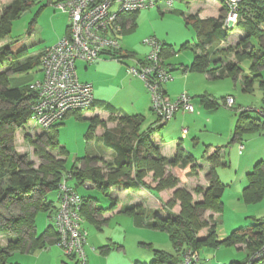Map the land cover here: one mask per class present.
<instances>
[{
  "label": "rangeland",
  "instance_id": "rangeland-1",
  "mask_svg": "<svg viewBox=\"0 0 264 264\" xmlns=\"http://www.w3.org/2000/svg\"><path fill=\"white\" fill-rule=\"evenodd\" d=\"M14 1L16 0H0V19L4 10ZM57 1L34 0L22 13L21 17L13 22L10 36L21 39L23 44L25 43V48L27 44L29 46L26 48L28 51L21 55L22 57L32 56L55 44L54 41L58 38L60 31L64 29L65 22H69L67 13L56 7ZM225 12V8L219 0H181L174 2L172 5L159 3L156 6L140 10L134 18L135 27L126 31L120 37L121 49L129 55L123 58L124 62L109 58L108 60L103 59L108 63H104L103 60L94 63L79 60L77 63V73L80 80L89 77V74L95 70L96 73L93 74L94 79L97 81V85H95L103 90L100 95V91L96 89V99L104 100L115 106H124L130 113H134L132 107L130 108L132 102L130 82L132 78L137 76L129 73V67L137 66L136 60L144 59L151 51L152 47L146 43L147 39L155 38L160 43L174 49L175 53L165 59L169 70L171 65L176 66V70L171 72L174 78L165 84L169 97L175 99L179 94L185 92L191 94L194 97L196 111L186 113V116L178 113L172 120L170 119L162 124L157 120L158 115L152 109V96L146 87L147 89L145 88L144 91L149 101L144 102L142 109H139L141 112L136 113L144 114L141 128H153L155 135L162 137L166 143V148H171L175 141L183 138L182 143L186 151L200 162L206 161V150L212 151L218 147L222 148V152H224L223 159L227 162V165L219 164L216 167L217 176L224 185L223 210L216 217V236L219 240L229 237L235 229H248L251 224L256 222V219L264 220V197L253 203H246L243 197L244 187L248 184V172L253 170L254 165L259 161L264 165V128L260 126L245 130L240 138L234 139L239 118V113L236 111L240 107L249 108L247 113L251 117L259 118L260 123L264 122L259 111L264 109V47L260 46L258 39L252 37L250 44L258 55L259 61L255 64V57L252 56H246L238 60L235 52L236 49H240V41L245 32L241 25L236 24L232 30H229V36L220 42L215 51L210 53L209 49L211 48H209L205 52L206 54L209 53L211 59L212 57L219 58L213 60L214 64L218 60H223L219 63L224 67L228 60L238 61L241 68L240 75L236 78L231 74L210 77L206 72L191 69L183 71V66L191 64L196 52L200 51L197 48L199 41L197 26L188 21V16L192 13L197 16L219 17L225 15ZM33 19L36 20L31 31L33 34L30 35L29 29ZM11 37L10 39L6 37L7 39L0 40L1 49L12 41ZM262 40L264 42V38ZM10 60L11 55L7 57V62ZM101 63V67L97 70V65ZM86 65H88L87 68ZM219 71L220 69H215L216 73ZM141 81L143 84L145 83L144 80L141 79ZM186 82H188L189 89L185 88ZM203 95H209L211 99L218 102L219 106L216 105L213 109L205 106L201 100ZM228 96L234 97V108L227 107L224 104ZM89 112H91L90 109L82 110L84 116ZM107 115H110L108 117L110 123L108 120L96 116V120L100 121L95 125L100 126L104 131L101 134L102 141L107 130L120 128L123 124L117 116L109 112ZM90 122L91 120L88 118H80L72 114L57 127L59 143L69 151L66 162L68 169L73 167L76 157L87 154L88 140L86 139V133L89 130ZM110 125L111 127H109ZM184 128L187 129L188 133L186 137H182ZM40 129L42 128L35 126L30 121L23 129L17 131L15 137L17 152L21 156L25 155V159L32 162L35 167H38L45 159L36 153L35 145L28 138L45 146L53 155L58 157L59 154L58 149H49L48 145H45L47 131ZM27 135H29L28 138H26ZM102 141L97 144L101 146H98V153L96 156H92L94 157L93 162H89L88 165L91 168L100 170L107 178L113 172V167H111L113 158L105 150H102ZM242 143L244 144L243 148H241ZM94 145L97 146L92 141V149ZM179 165H166L167 174H171L177 180L174 187L158 190L159 180L154 178V173L148 172L144 176L142 181L147 183L148 186L142 185V188L155 189L159 192L164 191L165 199L160 202L159 206H152V208L142 204L135 205L134 208L142 212L140 214L129 215L119 210L112 212L113 209H110L112 199L108 197L109 195L96 188H78L81 194L96 196L98 205L104 206L105 212H111L104 221H91L85 217L83 219L82 227L87 232L84 244L87 264H135L136 262L151 264L155 259L156 249L169 254L176 253L169 233L164 230L153 229L146 225L143 220L145 216L155 218L157 212H160V216L166 215V218L171 216V212H180V201L176 200L173 206L169 204L174 199L175 190L179 188L188 190L192 194L194 202L203 201L209 183L201 174V169L199 170L197 167L194 169L193 166L185 169L175 167ZM79 167L80 170H84L85 165L79 163ZM132 177H135V174H132ZM85 180H83L84 184ZM70 183L76 184L74 180H70ZM57 191L50 192L48 198L57 200ZM135 196L131 192L129 197H121V204H131L130 200L136 199ZM18 212L19 205L16 202L12 203L9 208L6 207L5 203L0 205V219ZM199 213L202 219L208 221V225L202 227L198 233V237L205 238L209 234L211 222L208 218L212 212L211 210L200 209ZM54 214L56 213L50 212L49 214L45 210L38 213L37 231L40 234L48 226H54ZM10 233H13V231H10ZM9 236V234L0 236L2 245L8 243ZM58 245H49L47 248L34 252L15 251L10 257V261L21 264H75L78 258L68 256ZM239 245L241 248H239ZM200 254L201 259L196 264H230L232 261L245 260L250 254V249L244 243L229 246L221 244L217 248L202 247ZM258 255L262 254L258 253ZM260 257H254V261ZM256 264H264V261L261 260Z\"/></svg>",
  "mask_w": 264,
  "mask_h": 264
},
{
  "label": "trees",
  "instance_id": "trees-1",
  "mask_svg": "<svg viewBox=\"0 0 264 264\" xmlns=\"http://www.w3.org/2000/svg\"><path fill=\"white\" fill-rule=\"evenodd\" d=\"M33 1L16 0L4 10L0 19V40L11 35L13 22L21 17ZM138 12L123 15L124 19L128 16L133 19L131 28L135 27L134 18ZM239 13L240 20L238 24L243 27L245 35L240 41V49H236L235 56L238 60L246 56L255 57L256 64L259 57L254 52L250 39L255 37L259 40L260 46L264 47L262 40L264 38V0H242ZM224 17L225 15L206 18H200L195 14L188 16V21L197 26L199 40L197 48L200 50L196 52L194 61L189 66L191 70L210 72L213 77L216 75L224 76L225 74L237 77L241 74L238 61L232 60L226 61L225 67L220 65L221 69L217 74L215 69L219 68V61L223 60L216 61L215 67H211L213 60L219 58L212 57L211 59L209 53L206 54L205 52L209 48H211L209 49L210 53L215 51L220 42L229 36V30L233 29L224 27ZM35 20H32L29 32L32 31ZM23 47L24 44L21 39H15L7 43L2 49L0 48V205L5 203L7 208L14 202L19 205L18 213L0 219V236L2 234L10 235L6 245H2L0 242V264H21L10 261V257L15 251L34 252L46 248L48 244L58 242L59 233L55 223L54 226H48L40 234L37 231V216L41 210L48 211L49 214L50 212L56 213L59 205L60 184L66 173L72 172L71 180H74L76 184L71 185L76 190L84 184L83 180L86 179L91 180L96 188L108 195L112 186L120 185L135 190L142 185L148 186L147 183L142 181L148 172H153L154 178L159 180L158 190L174 187L177 180L171 174H167L166 165L180 164L186 167L189 163L195 161L192 155L185 156L181 143L178 145L177 154L174 158L164 157L160 152V147L150 139V134L154 131L153 128H141L143 118L139 115H125L120 118L123 123L122 126L114 130H107L103 137L104 144L115 153L111 166L113 172L111 171L112 173L107 178L100 170L91 168L88 165L94 158L89 155L77 157L73 167L68 169L66 162L69 151L59 143L57 127L69 115L75 114L77 117H83L82 110H74L46 132L47 142H45V145L47 144L49 149H58V157L48 151L45 146L28 138L29 135L26 136L35 145L36 153L45 159L38 167H35L32 162L25 159V155H19L16 150L15 137L17 131L23 129L30 122L31 104L37 96L30 88V84L36 79L29 85L12 87L9 78L11 73L29 74L39 69L43 72L42 56L46 48L25 62L19 60L7 62V57L12 55L13 51L23 49ZM171 50V47H167L162 43L164 59L169 56ZM115 54H117L119 61L129 56L128 54L125 55L121 48ZM201 97L202 102L209 108L218 105V102L211 99L209 95ZM101 103L94 102L90 108L100 106L113 115L119 111L110 103ZM238 113L239 118L235 131L237 138H240L245 130L260 126L264 128V122L260 123L259 118L251 117L247 111L238 110ZM90 120L89 130L86 133L88 142L94 138L97 128L95 123L100 121L96 120V117ZM208 159L212 164V171L203 201L194 202L193 196L188 190L176 189L174 199L169 204L173 206L176 200L180 201L181 211L178 213L171 212V216L167 218L155 216L153 220L148 222L147 225L151 228L169 233L176 251L175 254H169L156 249L155 259L151 264H181L188 253H197L198 258L193 259L190 263L196 264L201 259L200 249L202 247L217 248L221 244L229 246L239 243L246 244L247 248L250 249V254L245 260L232 261L230 264H252L253 262L256 264L261 260L264 261L262 247L264 243V220L262 219H256V222L251 224L248 229H235L224 240L217 238L214 215L223 210L224 185L217 176L216 167L219 164L227 165V162L222 159L221 147H218ZM82 161L85 163L84 170H80L78 165ZM193 167L196 169L198 166L193 165ZM132 174H135V177H132ZM247 176L248 184L243 190L244 200L246 203L257 202L264 197L263 163L261 161L257 162ZM54 190H58L57 200L48 198L49 193ZM82 199V216L93 220L94 209H90L93 198L82 197ZM132 209L134 207L127 208L126 211L129 212ZM200 209L212 211L208 219L211 222L209 234L205 238L198 237L199 230L208 225V221L201 218ZM10 231H13V233H10ZM239 248H241L240 245ZM258 253L262 255H258ZM256 256L261 257L254 261ZM75 264H78L77 260ZM135 264L143 263L136 262Z\"/></svg>",
  "mask_w": 264,
  "mask_h": 264
},
{
  "label": "built area",
  "instance_id": "built-area-1",
  "mask_svg": "<svg viewBox=\"0 0 264 264\" xmlns=\"http://www.w3.org/2000/svg\"><path fill=\"white\" fill-rule=\"evenodd\" d=\"M176 1L181 0H58L56 7L69 15V32L46 48L42 56L43 76L30 84L37 95L31 104V123L49 130L69 112L89 109L95 102L94 88L91 83L79 79L77 62L92 63L105 57L118 60L115 52L121 48L120 37L128 27L123 15L159 3L172 5ZM219 1L226 11L224 27L234 28L240 20L242 0ZM146 43L151 45V51L144 60H137V66L129 67V73L145 81L159 122L166 123L180 111L193 112L196 105L192 95L185 92L172 99L164 90V84L174 76L165 63L162 43L155 38L147 39ZM224 104L234 108V97L228 96ZM238 110L248 111L249 108ZM259 111L264 119V109ZM184 133H187L186 128ZM71 178L72 172H68L61 181L54 223L59 233L58 244L65 254L78 258V264H87L84 248L87 232L82 227L84 217L81 213L83 199L71 185ZM197 258V253H188L181 264H190Z\"/></svg>",
  "mask_w": 264,
  "mask_h": 264
},
{
  "label": "crops",
  "instance_id": "crops-1",
  "mask_svg": "<svg viewBox=\"0 0 264 264\" xmlns=\"http://www.w3.org/2000/svg\"><path fill=\"white\" fill-rule=\"evenodd\" d=\"M54 3V2H53ZM67 13V12H66ZM192 14V13H191ZM67 15H68V13H67ZM68 17H69V15H68ZM200 18H206L207 16H203V15H200L199 16ZM124 21V23H126L127 25H128V27L127 28H125V31H124V33L123 34H125V32L126 31H128V30H131L132 28H131V26H132V24H133V19L130 17V16H128L126 19H124L123 20ZM69 22H70V18H69ZM69 22H65V26H64V29H62L61 31H60V33H59V35H58V38L54 41L55 43H57L60 39H62L64 36H66L67 34H68V32H69ZM67 23V24H66ZM134 23H135V21H134ZM33 34V32H30V35H32ZM10 37L11 36H9V37H7L8 39H10ZM6 38V39H7ZM11 39H12V41H14L15 39H19V38H12L11 37ZM29 46H28V44L26 45V48H28ZM1 48V47H0ZM25 48V43H24V47H23V49H20V50H16V51H13V54L11 55V60H13V61H17V60H19V61H21V62H25V61H27L28 59H30L31 57H34V56H36L39 52H37L36 54H34V55H32V56H28V57H22L21 55L25 52V51H28V49H26ZM15 52H18V53H15ZM123 53L125 54V55H127V52H124L123 51ZM175 53V51H174V49H172L171 51H170V54H169V56L170 55H172V54H174ZM15 55H16V57H15ZM126 57H128V56H126ZM168 57V56H167ZM166 57V58H167ZM109 58H104V60H108ZM111 59V58H110ZM103 60V59H102ZM103 60V61H104ZM137 60H144L143 58L142 59H137ZM136 60V61H137ZM97 61H99V60H97ZM97 61H95V62H97ZM193 61H194V59H193ZM193 61L191 62V64H189V65H185V66H183V71H187V70H190V68H189V66L190 65H192V63H193ZM85 62V61H84ZM120 62H124L123 60L122 61H120ZM78 63V62H77ZM87 63V62H86ZM92 63H94V62H92ZM103 63V62H102ZM102 63L101 64H98L97 65V70H99V67H101V65H102ZM104 63H108V61H104ZM103 63V64H104ZM213 62H212V64H211V67H215V65L216 64H214V66H213ZM77 65V64H76ZM119 66H120V64H118ZM220 65L221 64H219V68L218 69H221V67H220ZM86 68L88 67V65H86L85 66ZM121 68H122V65H121ZM170 70H171V72H172V70H176V66L175 65H171L170 66ZM11 73V72H10ZM96 72H95V70H93V72L92 73H90L89 75V77H84V80H81V81H87V82H91L92 83V85H93V88H94V86H95V88H94V95H96V89L98 90V91H100V95H101V93H102V89L100 90V88L98 87V86H96L97 85V81L94 79V76H93V74H95ZM207 74H209V76L210 77H213V75L210 73V72H206ZM218 74V73H217ZM42 76H43V72H42V70H38V71H33V72H30L29 74H21V73H11L10 74V78H9V80H10V86H12V87H17V86H25V85H29V83H31L33 80H35V79H40V78H42ZM216 76H218V75H216ZM79 77V76H78ZM139 76H137V77H134V78H132V80H131V82H130V85H131V89H132V99H131V104H130V108L131 109H133L134 110V113H130L129 111H128V109L126 110L125 109V107L124 106H115L119 111L115 114V116H117V118L118 119H120L122 116H125V115H132V116H134L135 115V113L136 112H141L139 109H142V107H143V104H144V102H147V101H149L148 100V98H147V95H146V93H145V91H144V89L146 88V86H145V83L143 84L142 83V81H141V79H140V77L138 78ZM215 77V76H214ZM236 78V77H235ZM80 79V78H79ZM143 80V79H142ZM169 82V81H168ZM168 82H166L165 84H167ZM96 84V85H95ZM164 84V90L166 91V93L168 94V89L166 88V85ZM145 86V87H144ZM185 88L186 89H189L188 88V82H186V84H185ZM147 89V88H146ZM169 95V94H168ZM191 95V94H190ZM210 97V96H209ZM95 102L96 103H101V102H103V103H109V102H106V101H104V100H101V99H96V96H95ZM102 104V103H101ZM111 104V103H110ZM113 105V104H112ZM219 106V105H218ZM130 108H129V110H130ZM90 110H91V112H89V114H86L85 116L83 115V117H85V118H88V119H93V118H95L96 116H100V117H102V119H106V120H108V122H109V119H108V117L110 116V115H107L108 114V112L109 111H107V110H105L103 107H100V106H95L94 108H89ZM209 109V108H208ZM211 109H213V108H211ZM236 110H237V108H235ZM86 110H88V109H86ZM196 111V107H195V110L193 111V112H178V113H182L183 114V116L187 113V114H189V113H194ZM236 112H238V110L236 111ZM177 113V114H178ZM176 114V115H177ZM137 115H139L141 118H143L144 116V114L143 113H136V115L135 116H137ZM176 115L174 116V117H176ZM182 116V115H181ZM182 116V117H183ZM186 116V115H185ZM68 117V116H67ZM66 117V118H67ZM173 117V118H174ZM66 118H65V120H66ZM172 118V119H173ZM171 119V120H172ZM64 120V121H65ZM157 120H158V118H157ZM159 121V120H158ZM64 123V122H63ZM110 123V122H109ZM142 124H143V122H142ZM109 127H111V125L109 126ZM40 130H42V129H40ZM45 131V130H44ZM103 130H102V128L99 126V127H97V129H96V134H95V136H94V138L90 141V142H88V151H87V154H85L84 156H86V155H89V156H96V154L98 153L97 152V148H98V146H101V145H97V144H99V142L100 141H102L101 140V134H103ZM188 133H184V130H183V132H182V137H186V135H187ZM150 139L152 140V142L154 143V144H156V145H158L159 147H160V152H161V154L164 156V157H167V158H169V159H172V158H174L175 156H176V154H177V150H178V145H179V143H181V147L184 149V151H185V156L186 155H189V152H187L186 151V148L183 146V143H182V140H183V138H180V140L179 141H175V143H174V145L171 147V148H166V143L164 142V140L162 139V137H160L159 135H155V133L153 132L152 134H150ZM234 139H237V135H234ZM92 141L93 142H95L96 143V145L97 146H95L94 145V147H93V149L91 148L92 147ZM102 146H103V149L102 150H105L107 153H109V155L111 156V158H113V160H114V151L111 149V148H109L108 146H106V144H104V142L102 141ZM243 144V143H242ZM244 145V144H243ZM167 149V150H166ZM217 150V148H215L214 150H212V151H209V149L208 150H206V154H205V156H206V161H204V162H200L199 160H196L195 159V161H194V163H189L188 164V166H182V165H179V166H175L176 168H189V167H191V166H193V165H197L198 167V169L200 170V172H201V174L205 177V179H206V182L207 183H209V176H210V173H211V171H212V164H211V162L209 161V159H208V157L212 154V153H214L215 151ZM221 154H222V159H223V157H224V152H222V148H221ZM190 155H192V154H190ZM193 156V155H192ZM83 157V156H82ZM194 157V156H193ZM77 158V157H76ZM195 158V157H194ZM224 160V159H223ZM91 162H93V161H91ZM85 165V163H84V161H82V162H80V165ZM79 165V164H78ZM151 175H150V173H149V177H150ZM148 178V177H147ZM145 180H147V179H145ZM75 184V183H74ZM78 187V186H77ZM80 187H85V188H87V189H93V188H96V186H95V184L91 181V180H86L85 181V184H83L82 186H80ZM79 187V188H80ZM97 190H99L98 188H96ZM101 191V190H100ZM77 192L81 195V197H92L93 198V200H92V203H91V205H90V209L91 208H93L94 209V219L93 220H91V221H104L105 220V218H107V216H109L110 215V213L111 212H105V210H104V206H99L98 205V199H97V197L96 196H94L93 194H89V195H86V194H81L80 192H79V189L77 188ZM131 192H132V194H135L136 196V199H132V200H130V202H131V204H127V205H125V204H121V197L122 198H127V197H129V195H131ZM153 192H154V194H153ZM109 196L108 197H110V199H112L111 201V203H112V205H111V207H110V209H113V211L112 210H109V211H112V212H114V211H116V210H119L120 212H125V213H127V214H129V215H132V214H135V213H142V212H139L138 211V209L137 208H134V209H132V210H130L129 212H127L126 211V209L127 208H131V207H135V205H137V204H142V205H144V206H146V207H148V208H152V206L154 207V206H159L160 205V202H163L164 201V199H165V194H164V191H162V192H159V191H157V190H155V189H147V188H142V186L139 188V189H132V188H125V187H122V186H120V185H118V186H112V187H110V193L108 194ZM138 211V212H137ZM104 212V213H103ZM212 212V211H211ZM217 214L218 213H215V215H214V218L216 219V217H217ZM156 216H158V217H162V218H165V216L166 215H161L160 216V212H157V215ZM101 219V220H100ZM154 218H153V216L152 217H148V216H145L144 217V223L147 225L148 224V222L149 221H151V220H153ZM209 219V218H208ZM49 245H58V243H51V244H48V246ZM47 246V247H48ZM59 246V245H58ZM46 247V248H47Z\"/></svg>",
  "mask_w": 264,
  "mask_h": 264
},
{
  "label": "clouds",
  "instance_id": "clouds-1",
  "mask_svg": "<svg viewBox=\"0 0 264 264\" xmlns=\"http://www.w3.org/2000/svg\"><path fill=\"white\" fill-rule=\"evenodd\" d=\"M50 130V129H49ZM45 131H48V130H45Z\"/></svg>",
  "mask_w": 264,
  "mask_h": 264
}]
</instances>
